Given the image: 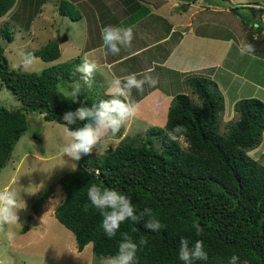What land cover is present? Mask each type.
Segmentation results:
<instances>
[{
  "label": "trees",
  "instance_id": "1",
  "mask_svg": "<svg viewBox=\"0 0 264 264\" xmlns=\"http://www.w3.org/2000/svg\"><path fill=\"white\" fill-rule=\"evenodd\" d=\"M16 3L0 0V18ZM230 9L236 16H241L239 10L250 11L252 18L240 17L248 30L249 51L264 53V23L256 20L262 9ZM59 14L72 21L82 19L66 0L60 3ZM1 36L8 44L14 41L7 26ZM33 53L45 63L61 57L57 42ZM74 63L45 68L41 74H25L11 68L0 44L1 84L22 105L20 109H8L0 104V170L6 168L16 145L29 130L27 113L38 112L45 121L64 125L65 112L103 100L96 99ZM61 82H79L78 103L66 98L59 89ZM185 85L192 94L174 98L163 127L127 136L103 155L84 156L77 168L59 181L65 198L55 216L75 235L79 251L91 244L98 258L115 255L121 234L128 233L137 244L141 237L148 241L139 248L136 264H183L178 258L182 238H187L190 246L196 240L204 243L208 260L194 264H229L232 255L240 257L239 264H264V153L259 159L250 155L264 143V102L259 98L238 101L234 107L238 121L221 133L225 99L218 83L189 76ZM178 125L187 129L183 138L186 148L165 135ZM77 126L79 122L70 127L74 130ZM93 183L129 197L137 214L151 208L165 228L150 232L143 221L135 225L127 221L115 237L108 238L100 227L101 216L87 197ZM48 196L44 194L43 203ZM197 224L203 229L201 235L196 234ZM133 227L135 232L131 231Z\"/></svg>",
  "mask_w": 264,
  "mask_h": 264
},
{
  "label": "rangeland",
  "instance_id": "2",
  "mask_svg": "<svg viewBox=\"0 0 264 264\" xmlns=\"http://www.w3.org/2000/svg\"><path fill=\"white\" fill-rule=\"evenodd\" d=\"M61 1L17 0L14 9L0 18V44L5 48L10 66L21 51L36 52L55 42L60 46L61 57L48 63L37 58V67L33 73L41 74L45 68L71 62H77L74 63L77 67L82 62L83 57L87 58L82 52L86 26L99 18V15L103 21H106L104 15L108 14V10H110L109 7H105L107 0H92V2L85 3L83 9L81 5L77 6L78 11L83 13L81 21H72L68 17L61 16L59 14ZM73 1L71 0L72 4ZM197 1L198 3L195 5H200L199 0ZM201 2V4L206 5L205 7L210 8V10H203L202 12L207 17L206 19L211 18L210 23L212 25L209 28L212 31L210 32L223 38L226 34L222 32V28L226 26L228 31L232 30L236 33V37H239L248 46V30L244 27L240 17L245 19L253 16L249 10H239L241 16L237 17L230 8L248 6L262 9L264 0H201ZM180 5L181 14H187L188 12L183 8L186 4L181 3ZM195 5H187L186 7L194 13L202 11ZM256 20L264 21V12H259ZM215 25L219 28H215ZM5 26L14 36V41L10 44L6 43L1 36L2 28ZM200 30L204 29L200 28ZM254 35L257 37L258 33ZM64 38L67 41L61 43L60 41ZM245 44L243 45L244 54L242 58V55L239 54L240 47H237L239 45H233L230 48L228 59L225 61L226 63L221 65L223 66L222 69L216 70L217 74L213 72L209 73L212 76L202 72L195 74L198 77L211 79L218 85L220 83V87L222 84L225 89L226 96L220 88L224 99L228 98L229 105L226 104L225 100L224 112L220 117L221 133L227 131L228 125L238 121V115L232 103H236L234 101H237L239 97H242L240 100L247 97L240 91L251 92L249 89L256 88H253L250 83L239 82L242 81L240 80L241 75H237L239 79L238 77L234 79V74L227 76L223 73L229 69L230 71L234 70L247 76L255 85H264V56L258 55V58L255 57L253 61H250V51L248 52ZM246 84L247 87H244ZM89 85L96 99L107 97L105 95L107 82L102 80L101 76L94 75ZM74 86L75 84L71 83H59V89L68 100H71V92L74 90ZM187 92L192 94L190 90ZM192 98L197 102L196 96H192ZM0 104L8 109H20L22 107L15 96L2 86L1 81ZM150 113H152V117ZM157 113L158 111H138L137 115L122 127L116 136L110 138L109 148L117 147L127 136L145 134L150 127H162L152 124ZM27 117L28 132L16 145L6 168L0 170V189L7 188L16 191L19 194L20 208H23L17 213L19 222L11 225H0V264H99L100 258L95 256L92 245H88L82 252L79 251L75 235L63 226L55 216L56 209L65 198L58 183L70 175L79 164L76 162V168L72 169L73 162L59 153V148L65 142L64 125L57 122H47L38 112L27 113ZM156 123L160 124L161 120H157ZM180 144L183 148L188 146L184 139L180 140ZM93 153L96 151L94 150ZM263 153L264 143L250 155L259 159ZM45 193H48L49 196L43 203L42 198ZM24 228H27V231H24Z\"/></svg>",
  "mask_w": 264,
  "mask_h": 264
},
{
  "label": "crops",
  "instance_id": "3",
  "mask_svg": "<svg viewBox=\"0 0 264 264\" xmlns=\"http://www.w3.org/2000/svg\"><path fill=\"white\" fill-rule=\"evenodd\" d=\"M66 1L71 3V0ZM73 2L76 9L80 5L83 9V5L92 0H74ZM181 3H185L186 7L195 5L198 1L190 3L187 0H107L105 7H109L110 10L104 15L106 21H103L99 15V18L91 24L88 23L85 29L82 52L97 65L95 75L101 76L102 80L108 83L114 78L123 79L133 73L137 74V78L150 74L158 79L155 88L145 85L142 93L133 90L131 97L138 105V111H158L154 117L155 120L152 121L153 126L163 127L167 122L173 98L178 94H188L189 89L185 85L187 77L201 72L208 75H211L209 74L211 72L217 74L216 70L222 69L221 65L228 59L230 48L233 45H239L237 47H240L241 58L244 54L243 45L245 43L236 37V33L232 30L228 31L226 26L222 28V32L226 34L223 38L210 32L212 31L209 28L212 25L211 18L206 19L207 17L202 13L203 10H210V8L201 4V0H199L200 5L195 6L202 11L194 13L190 8L183 7L188 12L185 15L181 14ZM79 13L82 16L83 13L81 11ZM109 25L121 28L131 27L133 30L134 38L131 47H122L118 55L107 53L106 48L102 47L101 30ZM255 26L257 27L258 24L256 23ZM215 28L219 27L215 25ZM247 50L249 52V46ZM249 54L251 55L250 61H253L255 57L258 58V55L264 56L261 52H249ZM223 74L227 76L234 74V79L235 77L239 79L237 75H241L240 80L242 81L239 82L250 83L253 88L256 87L249 89L251 92L246 91L248 93L240 91L247 96L243 99L255 97L264 102V85H255L247 76L234 70L229 69ZM244 87H247V84ZM220 88L226 96L222 84ZM240 99L242 97L234 102L237 103ZM225 100L229 105L228 98ZM236 103L232 105L235 106ZM150 114L152 117V113ZM157 120H161V123L157 124Z\"/></svg>",
  "mask_w": 264,
  "mask_h": 264
},
{
  "label": "clouds",
  "instance_id": "4",
  "mask_svg": "<svg viewBox=\"0 0 264 264\" xmlns=\"http://www.w3.org/2000/svg\"><path fill=\"white\" fill-rule=\"evenodd\" d=\"M263 8L262 6L261 12H264ZM101 38L102 47L106 48L107 53L118 55L122 47H131L134 36L131 27L121 28L109 25L102 28ZM36 62L37 57L33 52L21 51L11 68L25 74H32L37 67ZM76 71L81 74L85 83L90 84L97 71V65L88 58H84L77 65ZM157 84L158 79L150 74L144 75L142 78H137L135 73L123 79L114 78L108 81L106 86L105 95L109 97L108 99L100 100L99 103L93 104L91 107L82 104L74 111L65 112L62 117L65 142L59 148L60 155L72 161V169H75L76 162H79L84 156L91 155L94 150L97 156L106 153L109 150L110 138L116 136L122 127L138 113V105L131 99L133 90L142 93L145 85L155 88ZM80 90L81 86L77 82L71 92V100L74 103L79 102ZM78 122L80 126L73 130L70 126L77 125ZM186 132L187 129L184 126L178 125L172 130L166 131L165 135L171 142L176 143L184 138ZM18 195L14 190L0 189V225L19 222L17 213L23 208H20ZM87 197L91 206L101 216L100 227L110 239L117 235L121 225L127 221H131L134 225L143 221L144 228L150 232H159L165 228L151 208L146 207L137 214L131 199L114 189L93 183L88 187ZM194 227L196 234L201 235L203 231L201 226L197 224ZM131 231L135 232L136 228L133 227ZM121 235L122 240L119 243L118 252L115 255L100 257L99 264H136L139 248L146 246L148 241L141 237L137 244L128 233ZM178 258L183 264H194L195 261H207L208 253L205 251L202 240H196L190 246L189 240L182 238L179 244ZM239 260L238 255H232L229 258V264H239Z\"/></svg>",
  "mask_w": 264,
  "mask_h": 264
},
{
  "label": "water",
  "instance_id": "5",
  "mask_svg": "<svg viewBox=\"0 0 264 264\" xmlns=\"http://www.w3.org/2000/svg\"><path fill=\"white\" fill-rule=\"evenodd\" d=\"M64 41H67V39L66 38H64L63 40H61L60 42L62 43V42H64Z\"/></svg>",
  "mask_w": 264,
  "mask_h": 264
}]
</instances>
